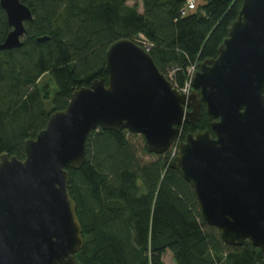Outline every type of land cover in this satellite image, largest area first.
<instances>
[{
	"label": "water",
	"instance_id": "1",
	"mask_svg": "<svg viewBox=\"0 0 264 264\" xmlns=\"http://www.w3.org/2000/svg\"><path fill=\"white\" fill-rule=\"evenodd\" d=\"M0 5L12 29L0 50L19 48L31 10L21 0ZM104 71L107 81L76 90L25 141L24 160L0 156V264H78L84 239L69 170L85 165L88 137L100 129L141 135L156 155L179 141L170 166L192 186L206 223L228 246L249 241L264 252V0H242L217 57L198 65L189 96L129 39L108 46ZM202 106L214 135L199 131L180 141Z\"/></svg>",
	"mask_w": 264,
	"mask_h": 264
},
{
	"label": "trees",
	"instance_id": "2",
	"mask_svg": "<svg viewBox=\"0 0 264 264\" xmlns=\"http://www.w3.org/2000/svg\"><path fill=\"white\" fill-rule=\"evenodd\" d=\"M186 1L21 0L33 19L21 47L0 50V156L24 160L25 141L66 109L76 90L107 81L105 53L119 39L149 42L173 85L185 83L190 65L216 58L242 0H204L182 17ZM11 30L0 5V45ZM45 76L54 91L41 84ZM206 130L213 134L203 107L196 126H183L180 141ZM86 152L85 165L69 170L84 239L78 264H264L261 249L249 241L228 246L206 223L192 186L170 166L172 152L151 154L143 136L101 129L89 135Z\"/></svg>",
	"mask_w": 264,
	"mask_h": 264
},
{
	"label": "built area",
	"instance_id": "3",
	"mask_svg": "<svg viewBox=\"0 0 264 264\" xmlns=\"http://www.w3.org/2000/svg\"><path fill=\"white\" fill-rule=\"evenodd\" d=\"M198 7H199V5H198L197 0H187L185 7L182 9V12H181L182 17H187L190 14L195 13L197 11ZM141 43L143 44V47L146 50L150 51L151 44H149V42H147L145 39H143L141 41ZM197 67H198V64L195 63L193 65H190L187 68V78H186L185 83L183 85H178L176 83H175V85H173L180 93H183L187 96H189L192 93V90H193L192 80H193V77L197 71ZM178 143H179V141L175 145H173V147H172V148H175V152H174L173 156H175L177 153Z\"/></svg>",
	"mask_w": 264,
	"mask_h": 264
},
{
	"label": "rangeland",
	"instance_id": "4",
	"mask_svg": "<svg viewBox=\"0 0 264 264\" xmlns=\"http://www.w3.org/2000/svg\"><path fill=\"white\" fill-rule=\"evenodd\" d=\"M197 2H198V5L199 6H201V5H203L204 4V0H197ZM129 5H134V2H129L128 3ZM139 11L140 12H142L143 11V9H142V6H140V8H139ZM143 39L140 37L139 38V41H138V43L139 44H141L142 45V43H141V41H142ZM170 78H171V76H172V72L171 71H169V75H168ZM51 83L50 82V78H49V76H45L44 78H43V80H42V82H41V84L42 83ZM42 85H44V84H42ZM41 85V86H42ZM51 91H54L55 90V87H54V85H52V83H51ZM136 142L138 143V144H140L142 141L140 140V139H136ZM169 152H172V155L174 154V152H175V148H171V150L169 151ZM169 260L171 259V256L169 255L168 257H167ZM170 264H172V261H170Z\"/></svg>",
	"mask_w": 264,
	"mask_h": 264
},
{
	"label": "flooded vegetation",
	"instance_id": "5",
	"mask_svg": "<svg viewBox=\"0 0 264 264\" xmlns=\"http://www.w3.org/2000/svg\"><path fill=\"white\" fill-rule=\"evenodd\" d=\"M203 107H204V106H202V108H203ZM204 108H205V107H204ZM188 111H191V109L189 108Z\"/></svg>",
	"mask_w": 264,
	"mask_h": 264
}]
</instances>
